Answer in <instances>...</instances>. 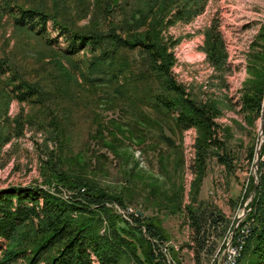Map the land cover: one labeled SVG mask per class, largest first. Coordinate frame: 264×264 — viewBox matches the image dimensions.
<instances>
[{"label": "rangeland", "instance_id": "374dc122", "mask_svg": "<svg viewBox=\"0 0 264 264\" xmlns=\"http://www.w3.org/2000/svg\"><path fill=\"white\" fill-rule=\"evenodd\" d=\"M8 1L0 0V4ZM142 1L118 3L127 12ZM167 1L160 14L149 16L141 33L172 53L174 80L189 97L213 111V137L223 149L204 144V165L199 173L196 151L201 131L179 129L171 116L157 108L143 106V111L131 114L126 101L111 102L112 86L85 80L89 52L66 57L62 51L65 41L56 37L51 20L39 35L17 27L12 14L2 8L0 60L5 62L6 71L0 73V190L35 185L54 192L57 169L85 177L109 192H123L126 205L112 203L113 209L123 218L124 209L141 211L156 223L167 238V248L162 251L168 264H173L172 257L180 264H195L187 246L190 230L183 207H216L229 219L230 229L218 252L202 264H218L235 241L238 228L247 224L250 230L254 224V201L264 176V118L246 113L240 104L242 93L257 84L259 73H264V0ZM9 3L39 9L75 30L106 24L96 0ZM176 3L200 12L190 14V19H170V6ZM120 18L119 8L112 21L118 23ZM213 24L228 54L220 68L207 60L205 31ZM38 29L36 25L35 31ZM45 38L51 39L49 44ZM256 50L260 58L253 53ZM127 56L131 70H126L127 78L145 71L146 57L139 49L129 50ZM12 74L35 84L44 93L42 102L17 101L10 93L11 84H7ZM153 80V76H146L140 83L152 86ZM16 119L21 126L18 130ZM161 134L173 143L163 141ZM218 152L226 156V163L219 160ZM63 189L59 195L65 197L68 192ZM117 224L123 226L122 222ZM106 225L104 222L101 233ZM2 244L0 241V248ZM245 263L253 264L249 258ZM128 264L135 263L131 260Z\"/></svg>", "mask_w": 264, "mask_h": 264}, {"label": "trees", "instance_id": "16d2710c", "mask_svg": "<svg viewBox=\"0 0 264 264\" xmlns=\"http://www.w3.org/2000/svg\"><path fill=\"white\" fill-rule=\"evenodd\" d=\"M9 1L0 4V10L3 8L4 12L12 14L17 27L41 35L51 20L57 31L56 37L65 41L66 48L62 51L66 57L79 51L89 52L91 56L87 60L85 80L89 84L112 86L111 102L126 101L131 114H137L143 106L157 108L171 116L179 129L193 127L201 131L202 138L198 140L196 151L199 173L204 165L206 149L203 145L223 149V145L213 137L216 133L213 111L189 97L174 80L172 53L164 44L158 45L141 33L143 30L140 29L146 26L149 16L160 14L169 1L143 0L140 6L126 12L124 5L118 3L122 0H96L106 24L101 28L88 27L84 30L72 29L39 9L10 5ZM119 8L122 19L114 23L112 17ZM170 10H173L169 14L170 19L180 20L190 19L192 14L200 12V9L191 12L181 3L170 6ZM36 25L39 26L38 31H35ZM205 40L207 60L214 67H224L228 54L215 24L205 31ZM50 41V38H45L47 44ZM253 45L260 49V44L254 42ZM133 49H139L146 57V69L127 78L125 73L130 68L127 54ZM253 53L260 58L259 50ZM3 65L5 62L0 60L2 74L6 71ZM148 72L151 75H147ZM146 76H153L155 87L153 83L152 86L144 84L142 87L140 81ZM258 77L257 84L242 93L240 104L246 113L261 114L264 118V73H259ZM8 83L11 84L10 93L17 101L42 102L44 93L35 84L18 79L16 74L9 77ZM16 123L18 130L21 126L17 119ZM160 138L173 143L164 134ZM217 156L222 163H226V156L219 152ZM53 177L56 182L54 192L51 188L35 185L0 190V241L3 242L0 264H128L131 260L135 264H168L162 251L167 238L161 228L146 214H130L128 220L113 209L112 203L126 205L123 192H109L85 177H76L57 169ZM45 183L49 185L51 181ZM63 188L68 192L66 197L59 195ZM254 205L255 222L245 237L236 264H246L245 259L248 258L253 264L264 262V176ZM182 212L190 230L187 246L193 253L194 263L202 264L218 250L220 241L230 229L229 219L221 210L208 205L187 204ZM118 221L123 226H118ZM104 222L107 225L101 233ZM169 249L173 251L172 247ZM172 261L173 264H180L173 257Z\"/></svg>", "mask_w": 264, "mask_h": 264}, {"label": "built area", "instance_id": "2783aa9c", "mask_svg": "<svg viewBox=\"0 0 264 264\" xmlns=\"http://www.w3.org/2000/svg\"><path fill=\"white\" fill-rule=\"evenodd\" d=\"M122 211H123L124 217L128 220H130V218L127 217V215H130V214L137 215V211L131 210L128 208ZM248 231H249V228L247 227V224H244L243 226H241L240 229L238 228L235 241L233 242V244H231L230 246L226 248L224 256L221 258V260H219L218 264H235L236 255L240 254L245 237L248 234ZM227 233H229V231Z\"/></svg>", "mask_w": 264, "mask_h": 264}, {"label": "water", "instance_id": "95a60500", "mask_svg": "<svg viewBox=\"0 0 264 264\" xmlns=\"http://www.w3.org/2000/svg\"><path fill=\"white\" fill-rule=\"evenodd\" d=\"M262 116H263V115H262ZM257 155L259 156V148L257 149ZM256 185H257V182H255V186H254V187H256ZM137 215H139V216H144V213L141 212V211H137ZM235 227H236V226H235ZM234 230H235V228L232 230L231 235H232V233L234 232Z\"/></svg>", "mask_w": 264, "mask_h": 264}, {"label": "bare ground", "instance_id": "6f19581e", "mask_svg": "<svg viewBox=\"0 0 264 264\" xmlns=\"http://www.w3.org/2000/svg\"><path fill=\"white\" fill-rule=\"evenodd\" d=\"M237 255H240V254H237ZM237 255H236V257H238Z\"/></svg>", "mask_w": 264, "mask_h": 264}]
</instances>
